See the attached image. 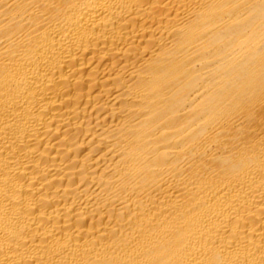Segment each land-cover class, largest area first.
Returning a JSON list of instances; mask_svg holds the SVG:
<instances>
[{"label": "bare ground", "instance_id": "6f19581e", "mask_svg": "<svg viewBox=\"0 0 264 264\" xmlns=\"http://www.w3.org/2000/svg\"><path fill=\"white\" fill-rule=\"evenodd\" d=\"M0 264H264V0H0Z\"/></svg>", "mask_w": 264, "mask_h": 264}]
</instances>
